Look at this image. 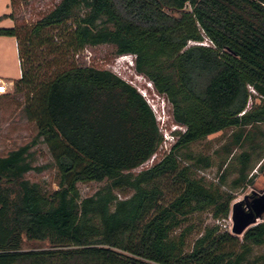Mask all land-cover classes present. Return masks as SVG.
I'll list each match as a JSON object with an SVG mask.
<instances>
[{
	"label": "trees",
	"instance_id": "16d2710c",
	"mask_svg": "<svg viewBox=\"0 0 264 264\" xmlns=\"http://www.w3.org/2000/svg\"><path fill=\"white\" fill-rule=\"evenodd\" d=\"M60 25L75 50L112 43L117 54L132 53L133 69L183 128L172 129L175 138L158 159L132 171L162 140L140 91L92 64L37 77L24 63L16 26L0 25V34L17 38L21 74L13 87L36 126L29 141L0 154V264H253L247 254L264 242V220L239 235L205 224L187 247L193 222H182L205 209L225 218L232 194L197 175L181 149L228 126L264 122V0H58L25 41L42 43L43 31ZM251 97L257 100L247 104ZM38 138L57 167L52 190L24 175L42 168L32 162ZM240 138V130L233 133L235 143ZM248 158L239 153L231 187L244 179ZM166 177L176 192L162 203ZM89 180L105 182L81 196L76 183ZM116 189L130 193L119 197ZM22 234L49 246L21 248Z\"/></svg>",
	"mask_w": 264,
	"mask_h": 264
},
{
	"label": "rangeland",
	"instance_id": "374dc122",
	"mask_svg": "<svg viewBox=\"0 0 264 264\" xmlns=\"http://www.w3.org/2000/svg\"><path fill=\"white\" fill-rule=\"evenodd\" d=\"M57 2L58 0H0V14L7 12L6 15L0 17H4L0 21V25L16 26L24 63L37 77H49L55 71L71 63H79L110 68L133 84L151 107L162 136L155 151L143 162L133 167L132 171L148 166L169 147L172 129L181 130L183 126L171 118L170 105L164 96L153 89L150 81L144 75L133 69L132 53L117 54L112 43L86 44L81 49L75 50L67 45L69 29L66 25L47 27L42 33L44 42L40 43L34 36L31 38V43L28 44L25 41L24 33L29 31L38 17L51 9ZM9 16L12 21L8 19ZM203 41L206 42L207 39L204 38ZM20 74V56L15 41L11 38H0V77L17 78ZM253 100H257L256 97L248 98L247 104ZM23 101V92L14 91L13 83L6 92L0 93V154H5L9 149L29 141L36 133L34 121L26 118L23 113ZM239 130L241 138L235 143L233 133ZM31 150L33 164L41 165L42 168L28 170L24 175L30 180L40 182L47 190L56 188L58 186V171L46 143L38 138ZM241 151H245L249 155L244 169L245 177L239 185L231 187V180L237 174L239 165L237 157ZM181 153L182 160L196 165L197 175H202L206 181L218 183L221 189L231 192L232 198L229 204L240 200L241 207L245 208V202L250 199L248 195L252 192H261L264 189V122L246 124L241 129L235 126L222 128L188 143L181 149ZM184 154L189 155V158L184 157ZM206 159L208 164L203 165ZM220 174H222V179H219ZM104 182L105 180H89L77 181L76 184L81 196H84L91 194ZM162 190L160 202L164 203L175 194V184L168 177L162 178ZM116 192L119 197H122L129 194L130 189H116ZM260 220H264V209L256 216L255 222ZM188 221L193 222V228L186 239L187 247L191 240L201 232L203 225L218 223L221 228L228 231H230L231 225L229 212L225 218H213L208 209L191 213L182 224ZM20 246L21 248H41L49 246V242L47 239L26 238L22 234ZM263 252L264 242L252 244L247 259L253 264H257L259 255Z\"/></svg>",
	"mask_w": 264,
	"mask_h": 264
},
{
	"label": "water",
	"instance_id": "95a60500",
	"mask_svg": "<svg viewBox=\"0 0 264 264\" xmlns=\"http://www.w3.org/2000/svg\"><path fill=\"white\" fill-rule=\"evenodd\" d=\"M246 207H241V201L235 200L229 204L228 212L231 219L230 232L241 233L242 230L255 222L256 216L264 209V189L261 192L250 193Z\"/></svg>",
	"mask_w": 264,
	"mask_h": 264
},
{
	"label": "crops",
	"instance_id": "0c3cea01",
	"mask_svg": "<svg viewBox=\"0 0 264 264\" xmlns=\"http://www.w3.org/2000/svg\"><path fill=\"white\" fill-rule=\"evenodd\" d=\"M4 13H7V12H4ZM4 13H3V14H0V17L3 16ZM2 19H4V17H3V18H0V21H1ZM8 19H10V21H12V19H11L10 16L8 17ZM2 37H3V38H11L12 40H14V41H15V44H16V46H17V51H18V41H17V38H16L15 35L0 34V38H2ZM17 78H18V77H17ZM15 79H16V78H2V77H0V80H3V81L6 83L7 88H8L9 86L12 85V83H13V81H14Z\"/></svg>",
	"mask_w": 264,
	"mask_h": 264
},
{
	"label": "built area",
	"instance_id": "2783aa9c",
	"mask_svg": "<svg viewBox=\"0 0 264 264\" xmlns=\"http://www.w3.org/2000/svg\"><path fill=\"white\" fill-rule=\"evenodd\" d=\"M205 42V41H203ZM8 90L6 83L3 80H0V93H4ZM141 93V92H140ZM142 94V93H141ZM171 142L174 140V136L170 138ZM160 144V143H159Z\"/></svg>",
	"mask_w": 264,
	"mask_h": 264
},
{
	"label": "clouds",
	"instance_id": "9594fccd",
	"mask_svg": "<svg viewBox=\"0 0 264 264\" xmlns=\"http://www.w3.org/2000/svg\"><path fill=\"white\" fill-rule=\"evenodd\" d=\"M171 135L174 136V138H175V135L173 133H171Z\"/></svg>",
	"mask_w": 264,
	"mask_h": 264
}]
</instances>
